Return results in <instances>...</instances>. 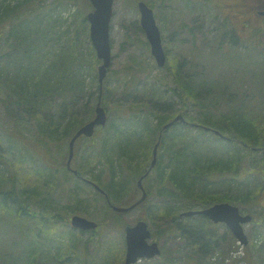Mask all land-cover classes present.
I'll return each mask as SVG.
<instances>
[{"label":"trees","instance_id":"1","mask_svg":"<svg viewBox=\"0 0 264 264\" xmlns=\"http://www.w3.org/2000/svg\"><path fill=\"white\" fill-rule=\"evenodd\" d=\"M77 1L82 8L72 14L71 25L75 23V29L66 26L61 34L64 26L58 22L61 17L54 19L57 6L70 7L77 5ZM90 10L87 0H0V98L14 121L12 128L0 122V212L7 211L18 228L26 223L25 250L35 243L51 246L53 264H58L56 259H61V252L70 255L75 242L68 249L59 244L77 235L71 233L64 237L59 233V237L43 231L55 223L59 213L45 212L43 207H36L35 213V206L30 208L35 195H48L50 189L42 185L50 176L54 180L56 170H49L43 162L33 172L27 170L23 184L17 186V170L27 167L10 166L13 162H26L24 154L12 149L18 144L23 150L44 151L52 141L69 140L77 128L93 118L99 94L91 100L82 98L87 88L85 71L94 70L93 78L97 79L99 60L90 44L89 60L80 49V35L88 37L86 14ZM138 28L141 30L140 26ZM191 29L184 31L193 36ZM257 32L254 34L252 30L251 37ZM73 34L76 36L70 37ZM224 42V37L218 40V50ZM230 42L235 46L237 38ZM143 43L149 49L147 41ZM258 46H252L249 51L256 54V59L251 63L249 74L242 78V94L225 93L222 80L206 74L203 63L194 65L179 59L170 68L167 54L164 67L159 68L168 73L169 82L161 77L146 81L142 74L131 73L124 83L129 90L124 95H133L132 101H126L127 97L123 105L115 107L101 101L100 93L107 121L87 138L95 161L88 168L73 167L77 172L72 174L76 180L90 181L89 184L81 180L92 186V191L94 184L103 189L102 194L96 190L89 194L94 201L101 200L104 204L103 218L97 222V228L112 222L121 229L126 224L120 221L122 214L113 213L110 205L133 203L136 181L148 171L142 181L148 196L136 207L142 213L138 219L148 223L155 239L173 241L175 249L166 253V261L182 257L186 264H201L211 255L208 251L220 244L216 225L205 216L182 217L181 213L214 203L228 202L238 206L241 212L252 214L257 234L264 236V156L259 153V148L264 146V50ZM97 86L99 88V83ZM234 99L249 102L245 106H230ZM255 100L260 102H252ZM177 113H182L185 122L162 130ZM200 126L218 130L229 140ZM19 127H28L32 136H25ZM160 131L156 163L150 168L151 149ZM82 138L86 137H79L77 142ZM223 146L226 148L222 149ZM245 150L255 157L256 163L246 162ZM58 163L64 165L63 160ZM33 176L37 181L34 186H27V180ZM80 203L83 206L78 213L90 215L86 201L80 200ZM83 247L84 256H87L88 239ZM32 253L26 257V264H34ZM100 258V264L117 261L106 256Z\"/></svg>","mask_w":264,"mask_h":264},{"label":"rangeland","instance_id":"2","mask_svg":"<svg viewBox=\"0 0 264 264\" xmlns=\"http://www.w3.org/2000/svg\"><path fill=\"white\" fill-rule=\"evenodd\" d=\"M145 1H147L153 9L161 32L162 44L167 54V63L170 68L173 64H176L179 59H186V62H192L194 65L199 62L203 63L205 64L206 74L209 76L213 75L219 80H222L225 93L234 92L236 94H242L241 92H243L242 87L244 84L242 78L244 75L249 74L248 71L251 69V63L256 59V54L254 52H249L251 51L250 49L254 45H259L258 47H262L264 50V29L260 30V24L257 23L259 15L255 12L264 9V0ZM76 3L77 5L73 4L70 7H64L63 5L60 7L57 6L58 8L54 19L61 17V20L58 21L60 25H64L61 31L63 33L61 34H64V30L67 29L65 28L66 26L70 25L71 30L75 29V23L71 25L73 20L72 14L77 9L79 10L82 8L80 1ZM13 7L18 8L16 5ZM112 10L113 14L109 33L112 57L111 64L105 76L106 78L101 87V101H104L111 107H115L117 105H123L127 97L128 99L126 101H132L131 98H133V95H124V93L129 91L126 85L124 86V83L127 76L131 73L142 74V79L145 78L146 81L154 77H161L164 81L169 82L170 76L166 71L161 70L156 65L155 59L143 43L146 37L143 31L138 28L140 26V15L137 9V0H114ZM78 18L79 17L76 16L77 20ZM228 19L230 21H228ZM245 19L254 24H252V26L248 25L246 27H241ZM231 20L234 22L232 23ZM239 21L240 23L238 25ZM232 25L239 31L241 37L231 33L229 35L228 30L235 33ZM262 25H264V22ZM189 27H192L193 36L184 31V29ZM255 28L258 29V32L256 36L252 38V34H250L252 32H250V30H253L255 34ZM75 36L76 34L70 35L72 38ZM80 36L81 52L85 55V58L89 60L91 58V51L90 49L88 50L89 44L91 45L89 36ZM222 37H224L225 44L221 50H218V40H221ZM235 38H237V44L232 46L230 40H235ZM202 46L204 49L200 48ZM143 70L148 71L144 72ZM259 73L260 72L257 70V74ZM85 76L87 88L85 96L82 99L86 100L89 98L88 100H91L92 97L99 94V88L97 86L98 79L93 78L94 70L89 68L88 71H85ZM0 96H2L1 92ZM246 102L249 101L234 99V102L231 103L230 106H234L235 104L245 106ZM252 102L257 103L260 101L255 100ZM110 108L108 109L111 110ZM10 114V111L8 108L4 107L2 99L0 98V122H2L3 126L6 128H12L14 126V121ZM2 124L0 123V125ZM19 129L25 136H32L28 127H19ZM87 141V138H82L81 141L77 142L75 151L76 157L74 156L75 159L73 163L71 161L72 167L80 165L83 169L88 168V165L95 161L94 152L91 146L87 144ZM3 142L6 143L5 140H3ZM20 146L21 145L16 144L12 150L19 154H24L23 158L26 162L22 163L24 165L20 162H13L14 165L10 164V166H26L27 169L19 167V170H17V172L19 171V183L17 186L23 184L25 178L23 175H25L27 170L33 172L35 167H38L37 165H42L43 162L47 164L49 170H56L54 173V180H52L50 176L49 180L46 179L42 185V187L50 189L48 195L38 197L35 195L33 204L30 208V210H32V207L35 206L33 209L35 213L36 210H38L35 209L36 207L39 209L43 207L45 212L59 213L57 214L55 223L43 229V231H48L50 234L59 237V233L63 234L64 237L70 236L71 233L77 235V237H72L74 241H63V244H59V247L68 249V247L75 242L71 254L69 255L68 252H61V259H56L57 263L69 264L71 260V264H84L83 260H87L89 264H100V257L106 256V258H110L111 260L117 259L115 264H124V226L120 229L117 225L110 222L106 227L99 226V228L93 231L82 232L73 228L70 224L71 216L74 214L82 215L98 222L103 218L104 204H102L101 200L94 201L93 197L89 196V194L94 191L91 190L92 186L85 185V183L79 179L76 180V178L72 176V173L66 170L64 165L67 159L68 139L56 142L52 141L44 151L36 149V152L33 148L23 150ZM213 146L215 145L213 144ZM217 147L221 148V146L218 145ZM223 148H226V146H223L222 149ZM243 153L246 155V162H257L255 157L246 150L243 151ZM259 153H261V151H259ZM14 159L16 160V158ZM62 160L63 166L58 163L59 161L62 162ZM74 163H76V165ZM98 169L97 167L96 171H98ZM33 177L27 180V186H34L33 183L37 180ZM139 194V191L135 188L134 197L137 198ZM80 200L86 201L88 204V213L90 215L85 216L84 214L78 213L83 206ZM243 212L246 213L245 211ZM140 216H142L141 210L139 208H134L122 214L120 216V221L131 225L134 224ZM33 219H35V217L32 218L34 222ZM210 222L216 225L214 228H216L220 244L208 251L211 255L205 257V260L202 261L201 264H264V245H262L264 236L263 234H257L256 229L258 228L253 226L252 221L244 225V231L248 239L246 245L239 244L238 240L224 223ZM15 223L16 220H14L7 211L0 212V264H26V257L31 251L33 252L31 255L34 264L37 262L38 264H53L54 251L47 243L29 244V250L24 249L23 245L25 239L23 237L27 231V229H25L26 223L23 222V224H21L23 227L20 228H18ZM223 235L224 237H222ZM87 239L89 242V254L84 256L83 243ZM151 240H156L158 242L159 239L157 240L151 236ZM166 240L169 242H165ZM159 241L164 244L161 246V242H158L161 250L159 255L149 259L141 258L133 264H186L182 257H173V260L169 259V261H166V253L169 251L173 252L175 245L169 238H161ZM100 253H102L101 256ZM187 253L191 255L189 250ZM65 258L66 260L69 258V261H64Z\"/></svg>","mask_w":264,"mask_h":264},{"label":"water","instance_id":"3","mask_svg":"<svg viewBox=\"0 0 264 264\" xmlns=\"http://www.w3.org/2000/svg\"><path fill=\"white\" fill-rule=\"evenodd\" d=\"M91 5V10L87 12L86 19L88 22V36L92 47L94 48L96 58L99 60L97 65V79L99 83V93L103 80L107 74L108 68L111 64V44H110V21L112 18L113 0H87ZM137 9L139 12V25L143 31L146 40L149 44L150 54L155 59L156 65L162 67L165 63L166 56L161 42L160 29L156 23L153 9L144 1H137ZM107 115L105 109L100 104V94L94 108V116L89 121L82 124L73 133L68 140V152L66 159V166L73 174L76 170L71 168V161L74 157L77 140L79 137H91L97 127L105 125ZM184 123L185 119L182 113H177L169 122L162 126V130H166L176 123ZM203 130L211 132L222 139L229 140V138L220 133L218 130L210 129L207 126H200ZM161 131L157 136L152 149L150 168L156 163L159 140ZM261 153L264 156V146L261 147ZM148 171L141 175L136 181V189L139 191V197L127 206L110 205L112 212L126 213L135 208L137 205L145 201L147 192L145 191L142 181L147 176ZM94 189L103 193L98 185L94 184ZM183 216L202 215L214 223H224L231 231L233 236L242 245L247 244L248 239L244 231V225L251 222L252 215L249 213H241L236 205L228 202L214 203L202 209H192L182 212ZM70 224L73 228L89 231L97 228V222L88 219L84 216L74 214L71 216ZM125 241V255L124 264H133L141 258H152L160 254L159 244L155 240H151V230L145 220H137L134 224L126 225L123 228Z\"/></svg>","mask_w":264,"mask_h":264},{"label":"flooded vegetation","instance_id":"4","mask_svg":"<svg viewBox=\"0 0 264 264\" xmlns=\"http://www.w3.org/2000/svg\"><path fill=\"white\" fill-rule=\"evenodd\" d=\"M264 7V6H263ZM256 12V14H258L259 15V19H257V23L258 24H260V30H263L264 29V25H262V23L264 22V9H262V10H260V11H255ZM228 21H230L229 19H228ZM231 22L233 23L234 21L233 20H231ZM239 23H240V21L238 22V25H239ZM247 23H249V24H247ZM252 24H254V23H250L248 20H244V22H242V24L241 25H243V26H241V27H246L247 25H251L252 26ZM232 27H233V29L235 30V33H233L231 30H228V33H229V35H230V33L231 34H235V35H237L238 37H241L240 35H239V31L238 30H236L235 29V27L232 25ZM257 29V28H256ZM256 31H258V29L256 30ZM250 32H252L251 30H250ZM251 34V33H250ZM65 167H66V170L67 171H69V172H71V170H69L68 168H67V166H66V163H65ZM71 168H73L72 166H71ZM72 173V172H71ZM73 174V173H72ZM75 175V174H74ZM81 180H83V181H85V182H90V181H87L86 179H82V178H80ZM90 184V183H89Z\"/></svg>","mask_w":264,"mask_h":264}]
</instances>
